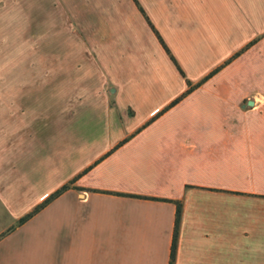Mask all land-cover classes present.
<instances>
[{
	"label": "crops",
	"instance_id": "obj_1",
	"mask_svg": "<svg viewBox=\"0 0 264 264\" xmlns=\"http://www.w3.org/2000/svg\"><path fill=\"white\" fill-rule=\"evenodd\" d=\"M137 1L0 65V264H264V0Z\"/></svg>",
	"mask_w": 264,
	"mask_h": 264
},
{
	"label": "rangeland",
	"instance_id": "obj_2",
	"mask_svg": "<svg viewBox=\"0 0 264 264\" xmlns=\"http://www.w3.org/2000/svg\"><path fill=\"white\" fill-rule=\"evenodd\" d=\"M97 1L107 7L112 0ZM92 7L90 0H0V65L49 58L65 62L61 75L71 70L73 76L82 61V10ZM15 69L30 74L34 68L7 67Z\"/></svg>",
	"mask_w": 264,
	"mask_h": 264
},
{
	"label": "trees",
	"instance_id": "obj_3",
	"mask_svg": "<svg viewBox=\"0 0 264 264\" xmlns=\"http://www.w3.org/2000/svg\"><path fill=\"white\" fill-rule=\"evenodd\" d=\"M138 8L140 9L141 12H143L141 6L139 5L137 0H134ZM160 38V37H159ZM161 40V38H160ZM69 187V184H64L62 187H60L58 190L53 192L49 197H47L41 204L37 205L34 210L28 214H26L24 217H22L19 222L25 221L28 217H30L33 213L38 211L40 208H42L45 204H47L49 201H51L53 198L58 196L61 192L66 190ZM78 188V187H76ZM79 189V188H78ZM179 215H180V203L177 202V208H176V216H175V225H174V237H173V242L171 246V252H170V262L169 264H172V260L174 257V249H175V240H176V235H177V228H178V223H179Z\"/></svg>",
	"mask_w": 264,
	"mask_h": 264
}]
</instances>
